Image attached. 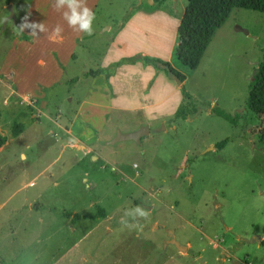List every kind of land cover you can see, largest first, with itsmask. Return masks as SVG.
<instances>
[{"label": "rangeland", "instance_id": "rangeland-1", "mask_svg": "<svg viewBox=\"0 0 264 264\" xmlns=\"http://www.w3.org/2000/svg\"><path fill=\"white\" fill-rule=\"evenodd\" d=\"M10 1L0 0V134L7 142L0 146L2 264H264L259 244L264 236V115L246 106L263 54L264 13L233 8L197 68L190 69L175 55L187 0L155 3L169 19H144L141 25L156 39L149 48L162 46L171 53L169 62L185 74L189 96L167 76L163 90L172 113L179 114L150 120L148 134L138 142L115 143L110 141L117 130L136 126L140 113H112L108 123L96 115L101 130L88 141L92 151L83 153L81 145L61 151L66 138L56 140L30 124L21 137L12 135L17 122L5 117L13 99L4 79L10 76L4 72L6 56L14 46L26 49L30 43L29 28L24 34L16 30L21 19L55 0ZM95 1L94 36H87L85 44L109 42L106 26L118 27L141 10L139 3L148 5L147 0H86L87 6ZM80 45L78 59L70 60L60 80L40 94L46 102L54 93L51 114L77 108L84 83L74 89L71 73L81 75L92 63L85 66L87 53ZM213 107L236 114L235 121L212 112ZM222 140L226 143L217 146ZM65 212L80 218L73 222ZM170 229L186 250L167 242Z\"/></svg>", "mask_w": 264, "mask_h": 264}, {"label": "crops", "instance_id": "crops-1", "mask_svg": "<svg viewBox=\"0 0 264 264\" xmlns=\"http://www.w3.org/2000/svg\"><path fill=\"white\" fill-rule=\"evenodd\" d=\"M147 1L149 6L139 3L138 9L141 10L131 13L118 27L112 29L111 25L106 26L105 30L110 33L111 39L102 45H99V42L82 43L87 36L93 37L94 31L88 35L79 31L78 26L75 28L69 26L64 18V13L69 11L67 4L57 10L54 7L57 0L51 3L47 1L38 11L27 15L30 23L43 24L45 30L41 31L38 26L29 28L27 32L34 31L36 35L34 38L29 35L30 43L27 48L25 49L24 44L14 46L6 56L4 72L10 76L4 79L13 99L10 105L6 106L5 117L10 121L23 123L24 128L17 137H21L26 125L30 124L36 131L44 130L50 135L53 133L56 140L66 138V143L59 144L58 148L61 151L65 152L66 148L77 151L81 145L85 153L92 151L88 141L96 138L101 130V126L95 125L96 115L108 123L112 121V113L120 115L124 111L136 110L140 113L136 126L122 131L129 132L141 124H148L149 127L150 120L161 118L160 120L164 121L170 114H179L172 113L173 106L163 90L169 85V80L162 70L142 60L113 65L122 57L136 54L171 60V53L166 52V48L162 46L149 48L155 44L156 39L151 35L149 27L141 25L142 22L152 16L161 19L163 17L169 19V16L164 12H157L158 8L152 0ZM96 3L97 1L95 5L90 6L92 11L95 10ZM83 4L88 5L86 0H83ZM149 26L152 28L151 24ZM57 27L61 29L59 32L56 30ZM156 27L161 28L160 25ZM79 45L83 48L84 55L87 53L85 66L92 63L81 75L71 73L73 77L69 83L77 89L83 82V93L75 99L77 108H69L64 112L58 110L53 115L48 105L56 98L54 93L50 94L46 102L40 99V94L46 87L51 88L60 80L71 64H68L70 60L78 59L76 51ZM104 45L106 46L103 47ZM94 64L98 65L95 70L91 68ZM70 101H73V97ZM54 127L58 130L53 129ZM6 143L2 145L4 148ZM19 156L24 160L27 157L25 151H20ZM91 159L96 161L97 154L93 153Z\"/></svg>", "mask_w": 264, "mask_h": 264}, {"label": "trees", "instance_id": "trees-1", "mask_svg": "<svg viewBox=\"0 0 264 264\" xmlns=\"http://www.w3.org/2000/svg\"><path fill=\"white\" fill-rule=\"evenodd\" d=\"M9 1L6 0V3ZM152 1L161 5L166 0ZM236 7L264 13V0H187L186 7L177 26L179 38L175 53L177 59L190 69L197 68L215 30L225 22L232 9ZM137 60H142L162 70L180 86L182 95L189 96L184 83L186 79L185 74L176 69L168 60H163L155 56L136 54L122 57L114 62L113 65L118 66L122 63H134ZM246 106L253 113L264 115V48L262 59L249 84ZM212 112L217 113L230 122H234L237 117L236 114L232 116L216 107L212 108ZM23 128V123H14L12 126V135H19ZM260 138L264 140V126L260 129ZM5 141V136L0 134V146ZM225 143L226 140H222L217 143V146H222ZM64 215L71 217V221L73 222L80 218L77 213L65 212ZM259 244L264 246V236L260 239ZM2 263L3 261L0 259V264Z\"/></svg>", "mask_w": 264, "mask_h": 264}, {"label": "clouds", "instance_id": "clouds-1", "mask_svg": "<svg viewBox=\"0 0 264 264\" xmlns=\"http://www.w3.org/2000/svg\"><path fill=\"white\" fill-rule=\"evenodd\" d=\"M67 4L69 11L64 13V18L68 21L69 26L75 28L78 26V30L82 31L88 35L93 33V21L95 19V13L92 11L91 8L83 4V0H57L56 5L54 6L57 10L62 7L63 5ZM39 27L41 31L45 30L43 24L37 25L36 22H29L27 16L21 19V23L16 25V30L18 34H24L26 28H35ZM57 32L61 29L57 27ZM33 38L35 37L36 33L29 32ZM137 212L140 213L141 216H147V213L137 207Z\"/></svg>", "mask_w": 264, "mask_h": 264}, {"label": "water", "instance_id": "water-1", "mask_svg": "<svg viewBox=\"0 0 264 264\" xmlns=\"http://www.w3.org/2000/svg\"><path fill=\"white\" fill-rule=\"evenodd\" d=\"M10 10V16H12V7L11 5L7 6ZM149 127L147 125H140L139 128L129 131V132H121L120 130H117L116 135L114 138L110 141L111 143H115L116 141L120 140H135L138 142L140 140V137L144 134H148ZM169 239L167 240L168 243L175 245L178 250H186V246L181 244L176 238L175 234L172 229L168 230Z\"/></svg>", "mask_w": 264, "mask_h": 264}]
</instances>
